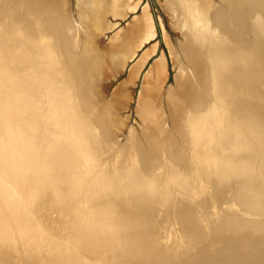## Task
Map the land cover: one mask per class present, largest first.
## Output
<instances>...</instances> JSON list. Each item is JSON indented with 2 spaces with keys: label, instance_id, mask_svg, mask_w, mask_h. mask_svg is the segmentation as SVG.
<instances>
[{
  "label": "bare ground",
  "instance_id": "1",
  "mask_svg": "<svg viewBox=\"0 0 264 264\" xmlns=\"http://www.w3.org/2000/svg\"><path fill=\"white\" fill-rule=\"evenodd\" d=\"M77 4L80 11L77 12V16L75 12L72 13L75 17L74 22L76 19L80 20V17L83 20H88V22H95L97 28L93 33L94 37L97 30L104 32L109 26L104 20L106 12L112 14L113 17L120 16L123 18L126 12L138 7L136 4L134 5L133 0H78ZM165 4L174 18L176 26L187 31L193 57H201L202 62L209 67L207 75L204 73L205 68L201 67L199 70L203 75V89L197 93L184 88L186 84L182 82L183 71L180 69L176 76L179 89L176 93L174 92L175 96H170L172 102L176 104V111H184L188 119L187 126L191 130L192 126L201 125L207 115L214 111L211 103L207 107L202 106L201 102L204 103L207 96L204 95L205 93L209 94L210 92L212 96L224 101L229 92L230 100L239 98V94L244 90L252 93V80L250 78L245 79L237 67L239 63L241 65V60L249 61L253 56L264 61V30H262L263 33L262 31L257 32L258 26L264 29V0H223L222 7L219 5L221 8L214 13H210V11L207 13L209 10L207 0H165ZM67 17L64 0H0V24L5 20L11 25V30L0 31V39H4L7 35L21 36L33 45H21L22 50L16 48L18 56L30 57L35 55L39 59V65L48 69L51 68L49 65H54V70L50 71L52 76H42L44 78L38 79L22 75L19 67L22 64L21 61H18L19 64L16 67L11 60L8 61L0 56V63H4L3 65L0 64V118L4 121L1 122L3 126H0V176L8 174L9 177H12L13 174V196L12 207L10 208L12 219L7 215L1 216L0 219H6L5 222L9 223L10 229L16 227L19 231H27L29 233L27 235L30 236L43 232V235L50 239L44 231L48 225L45 223L46 219L42 210L47 208L44 211L48 214L49 211L59 212L61 208H64L63 205L59 206L58 203L55 205L52 202L53 194L71 197L72 194L68 193L70 192L69 186L73 183V186L77 187V196L71 198H75L73 203L67 204L73 207H68L69 210L77 211L70 219V224L74 229L72 233L70 232L72 237H77L78 240L101 237L112 240L114 238L129 243V246L119 244L116 248V251L123 250L128 253L131 252L129 250L149 249L150 246H140L139 243L143 240L142 237H145L142 234L144 235L146 226L153 227L155 223L154 217L158 207L150 206L159 201V197L167 195V193H159L157 187L168 184L169 188H172L171 183L175 180L172 170L168 172L164 164L165 168L160 169L169 173L167 180H165L166 178L160 179L159 171L161 170L153 173L151 170L161 164L160 152H165L166 158H170L173 152L166 149L158 151L159 157H155L156 164L148 169L149 163H141L140 159L136 158L138 148L134 146L135 141L132 136H129L132 139L129 140L134 144L132 148L136 152L132 156L136 160L132 159V162L131 157L127 160V158L118 156L114 162L118 166L115 167V173L110 174V176L108 173L98 170L99 160L97 157L99 153L103 149L111 148L110 145L112 144L108 143V139L106 140L103 134V129H106L104 123H106L107 118L102 119L100 112H105V107H100L90 92L93 89L90 80L93 78L99 81L107 76H115L123 70L127 60L134 57L136 49L154 35L152 20L145 13L140 17L138 16L139 18L135 22V30L132 29L133 32L131 31L127 35L128 37L125 36L126 33L120 37L115 35L117 37L112 38L110 47L106 51V57L93 62L95 55L93 51L90 54V50H93L91 48L94 47L93 36L89 37L88 43L85 42L88 40H81L77 24L71 22L70 18ZM77 20L76 23H78ZM216 25L221 27V31L218 29L221 32L219 39H216L213 34L217 29ZM237 47L241 49L249 47L250 51L242 54V52L235 51ZM149 56L150 53L148 52L144 61L141 60L139 66L136 65L132 68L130 78L123 81L115 89L113 107L118 108V105H123L129 99V83L137 76L140 65ZM57 58L62 60L64 66L62 70H60L61 63H57ZM252 63V61L248 63L250 64V71L253 69ZM240 68L241 66L238 69ZM162 72V65H157L155 72H153L156 77L151 79V72L145 79L146 83L140 95L141 100L139 99L140 105L147 107L140 111L146 113L145 115L149 113L148 116H150L151 113H154L151 109L152 106L148 107V105L155 103L153 99L157 95L155 92L163 88ZM44 85L53 90V94L47 100H44V91L41 89ZM149 89H155V94L153 92L147 94ZM180 90L188 91L187 99L184 101L181 100L180 95H183L179 93ZM65 97L69 99L67 106L64 102ZM12 101L15 103L14 108ZM72 105H75L77 109H73ZM160 113H156L158 117H161ZM162 118L163 116L159 119ZM160 124L163 125L159 122V126H161ZM13 127L15 133L18 132L19 134L20 148L25 150V158H33V154L29 151L33 147L34 154L37 155L39 161V167L41 171H44L22 175L15 169L12 163L15 159ZM162 127L164 126H161V129ZM64 130L68 131L69 135L63 139ZM157 130L158 133L165 132L166 128H163V131ZM6 132L9 134L7 137L4 136ZM204 135L205 132L202 130L200 138L203 139ZM160 136L162 135L160 134ZM3 143H5L4 147ZM154 143L159 144L160 142L154 141ZM100 145H103L102 149L98 148ZM79 152L84 155L82 159H86L90 164L93 163L90 166L92 177L87 178L83 173L77 174L65 170L59 173V164H54L59 163L54 162L56 160H67L70 164L69 167L67 166L69 170L73 167L82 169L83 164L77 154ZM103 152L105 153V150ZM76 154L78 157L75 156ZM105 154L108 155L109 153ZM174 159L168 160L167 165L176 164L180 167V164H183L180 160L174 161ZM202 159L205 160L203 157ZM76 161L77 163H75ZM78 162L80 166L77 165ZM191 166L192 164H190ZM187 167L183 164L181 168L187 170L189 168ZM58 184H60V188H58ZM31 192H33V197L37 195L39 197H36L35 204L29 202L31 205L29 206L31 214H29L25 209L24 199ZM160 194L161 196H159ZM167 203L165 206L168 207V216L164 220L168 223L171 222V211L169 203ZM37 213L42 214L41 226L37 223L39 220L35 216ZM85 222L87 227L84 229L77 228L78 224L83 225ZM93 226H102L99 227L102 230L93 228ZM34 228L38 229L33 230ZM40 228L43 231L37 233L41 230ZM47 229L51 233L50 229ZM11 233L14 234V230ZM171 247L169 246V248ZM170 250L172 251V249ZM175 253L173 256L176 255ZM130 256L132 257V255ZM135 257L137 258V256Z\"/></svg>",
  "mask_w": 264,
  "mask_h": 264
},
{
  "label": "rangeland",
  "instance_id": "2",
  "mask_svg": "<svg viewBox=\"0 0 264 264\" xmlns=\"http://www.w3.org/2000/svg\"><path fill=\"white\" fill-rule=\"evenodd\" d=\"M207 1L209 8L207 13H209V11L210 13H214L223 5V0ZM64 2L68 16L67 18H70L71 22H74L75 17L72 15V13L75 12L77 16V12L80 11L77 4L78 0H64ZM133 3L134 5L136 4L138 8L126 12V14H128L124 19H119L120 16L113 17L111 16L112 14L110 15L106 12L104 20H106L105 22L109 25V28L107 27L104 32L97 30L95 37L93 34L94 30L97 28L95 22H88V20H83L82 17H80V20L76 19L78 23H76V20L74 23L77 24V28L80 31L79 36L82 38L81 40H88L85 41L88 43L89 37L93 36L92 41L94 47L91 48L93 50H90V54L93 51L95 56L92 61L94 62V60L106 57V51L109 49V45L112 42L114 35L120 30L127 28L136 16H140L144 7L148 6L155 24L156 32H158V36L154 41L145 44V46L148 47L151 45V43L158 42L160 43V49L167 53L169 63V78L163 85V88L160 89L162 91L159 90L160 92H155V89H149L147 93L151 94L152 92H155L157 94L155 98H153L155 103L153 104L152 102L153 105H148V107L152 106L151 109L154 112L150 114L151 117L148 116L149 113L145 115L146 113L144 114V112H140L143 110V108L146 109L147 107L141 106L139 99L141 98L140 95L146 83L145 79L148 77L147 73L151 70L152 63L155 58L150 61L147 68L142 72L137 85L134 87L128 86L129 99H127L123 105H118V108L113 107V98L115 96L114 91L123 81L126 80L128 68L132 62H129V64L126 65L123 70H121L115 76H107L105 78H101L99 81L91 78L90 81L92 82L91 84L93 89L92 91L89 90L100 107H105V112H100L102 119L107 118L105 120L106 123H104L106 129H103V134L106 137V140L108 139V143L112 144L110 145L111 148H108L110 151L108 149H103L105 150V153H109L108 155H106L103 150H101L99 153V156L97 157V160H99L97 167L98 170L106 174L108 173V176L115 173V167H117L118 164L115 165L114 162L118 156L125 159L127 158V160L130 157L131 160H136V158H139L141 163H149L147 166L149 169L156 164L155 157H159L158 151L166 149L167 151L172 150L173 152V154L171 153L173 157L170 155L172 158H166L165 152H160L161 164L151 170V173L157 172L158 170L163 171L160 168H165L163 166L164 164L168 172H170L169 170H172L171 172L173 175H175V180L171 183L173 185L172 188H169L168 184H165V186L159 188L157 187L159 193H167V195L159 197V201L150 206L158 207L154 217L155 223L153 224V227L146 226L144 235L142 234V236L145 237H142L143 240L139 243L140 246H150V248H145L144 250L142 249V251H140V249L137 251L129 250L131 252L128 253L123 250L116 251V248L119 244L121 246H129V243H125L124 241H119L114 238H112V240L104 239V237L96 239L81 238L78 240L77 237H72L71 233L74 229L70 224V219L72 218V215L77 213V211L74 212L69 210L68 207H73L67 204L71 202L73 203L75 201V198H71L73 196H77V187L75 188L73 183H71L69 186L70 192L68 193L72 194L71 197H68L67 195L56 196L53 194L55 199L53 198L52 202L55 205L57 203L59 206L63 205L64 208H61L59 212L49 211L48 214H46L44 211L47 210V208L42 210L46 219L43 220H45L46 225H48L47 228L50 229L51 233L53 232V234H51L47 228L44 230L50 239L43 235V232L35 235L30 232V234H33L30 236L27 235L29 234L27 231H19V229H16V227L15 229H10V226L8 225L9 223L5 222L6 219H0V264H161L162 262L166 263L168 260L175 259L177 254L173 256L174 253L177 250V252H181L185 248L186 233L191 232L193 235L196 233H204L208 227L211 224L213 225L219 216L223 215L224 213H230L238 216L241 219L249 220H259V215L264 216V197L262 200L257 199V204L262 205H260V211H251L236 204L235 199L239 198L240 196L237 193L240 186L237 183L238 171L229 163L231 162V158L237 155V151L236 147L226 146L223 144L224 138L229 139L230 137H238L242 133L244 126L249 122V120H252L250 114H245L247 111L242 110L243 106L246 107L249 104H255L253 100L256 98L254 97L264 100V61L256 56H253L251 59H249V61H244V59L241 60V65L239 63L237 67V70L240 71L241 75L245 79L247 78L248 80L250 78L252 80V93H250L248 90H244L239 94V98L236 100H230L229 92L225 96V101L223 99H219L216 96H212L210 92L209 94L205 93L204 95H207L206 100L204 103L201 102V104L204 107H207L210 103L213 104L214 111L211 112L210 115H207V118L202 121L201 125L194 127L192 126L191 130H189L187 126V116L184 114V111H176V104L172 102L170 97L171 95L175 96L176 91L179 89L177 87L176 76L181 69L183 71L182 82L186 84L184 88L187 90H193L195 93H197L203 89V75L199 70L201 67L205 68L204 73L207 75L209 73V67L204 62H202L201 57H193L191 51L192 49L190 47L191 42L188 39L187 31H184L183 29H180L178 26H176V22L173 20L174 18L171 16L166 7L165 0H133ZM219 5H221V7ZM106 16L108 17L106 18ZM74 23L72 24L74 25ZM114 23L117 25L115 26ZM112 24H114V26ZM215 27L217 29H215L213 34L216 39H219L221 36V27L219 28L217 25ZM257 28L258 33L264 30L259 26ZM8 30H11L10 23L5 20L2 21L0 24V31L7 32ZM21 45L30 46L33 44L21 36H17L15 34L12 36L7 35L4 39H0V56L4 57L8 61L11 60L13 64L16 65V67H18L17 65L19 64L18 61H21L22 64L19 65V67L21 68L20 72L22 75L35 77L38 79L52 76L50 71L52 72L54 70V65H49L51 68L48 69L45 66L43 67L42 65H39V59L35 55L30 57L18 56L16 50H22L20 48ZM235 51L242 52L243 54L250 50L249 47H244L242 49L237 47ZM57 59V63H61V69H59L62 70V67H64L62 65V60L59 58ZM251 61L253 62L252 71H250V64H248ZM0 64L3 65L4 63ZM240 66L241 68L238 69ZM155 77V74L151 75V79ZM260 83L263 86H261ZM41 89L44 91V100L49 99V96L53 94L51 87L44 85ZM182 90H180L179 93L183 96L180 94L179 95L181 100L184 101L187 99L186 94L188 91ZM67 101H69V99L68 97H65L64 102H66V106L69 104ZM14 105L15 103L13 102V108ZM108 107H110V109H108ZM72 108L77 109L75 105H72ZM156 113H160L161 117L163 116V118L159 119L161 117H158V114ZM153 118L156 120L154 122L155 124H153ZM1 122H4L2 118H0V126L2 127L3 124H1ZM159 122L163 123V125L160 124L161 126H164L162 129L161 126H159ZM163 128H166L165 132L163 131ZM157 129L163 131L164 133H158ZM12 130H14L13 152H15V159H13L12 163L15 169L18 170V173L26 175L27 173L35 174V172L39 173L37 171H44H41V168L39 167V161L37 155L34 154L35 150L33 147L29 150L30 153L33 154V158H25V150L20 148L21 142L19 141V134L18 132H16L17 134L15 133L14 127ZM202 130L205 132L203 139L202 137L200 138ZM64 132L65 134L62 135L63 139L67 138L69 135L68 131L66 132L64 130ZM160 134L162 136H160ZM7 135L9 136L7 132L4 133L5 137H7ZM129 136H132L135 141V145L132 143V141H130L132 139H130ZM154 141L160 143L155 144ZM246 142L251 143V145L258 144V142L254 141L253 139H250ZM4 144L5 143H3V147ZM133 145L137 146L138 148V156H136V158L132 156L136 154L132 148ZM242 145H245V143ZM102 146L103 145H100L98 148L102 149ZM77 154L79 155L80 162L83 164L82 169L73 167L71 170H69L67 166L69 167L70 164L67 160H56L54 162L59 163L54 164H59V173L65 170L67 172L69 171L77 174L83 173L87 178H91L92 174H90V166L93 163L91 162L90 164V162L86 161V159H82L84 156L83 153L79 152ZM77 154L75 156H77ZM202 157L205 158V160H203ZM173 159L174 161L180 160L181 163L186 165V167L189 165V168L187 167V170H183L181 168L183 164H180V167L176 164L167 165L168 160ZM75 163H77V161ZM190 164H192L191 167ZM77 165L80 166L79 162ZM161 171H159L161 176L160 179L166 178L165 180H167L169 173ZM255 173H257V171L250 170L247 174L251 179ZM57 186L58 188L61 187L60 184ZM156 193L158 194V191H156ZM161 194L159 196H161ZM12 196L13 174L12 177H9L8 174L0 176V217L7 215L12 219V210L10 209L12 207ZM37 196L33 197V192H31L29 196L24 199L25 209L29 214H31L29 211V206H31L29 202L35 204L34 201ZM167 202L169 203L171 211V222L168 223L164 220L165 217L168 216V207L165 206V203ZM180 212L182 214H180ZM35 216L39 218L37 223L39 226H41L42 214L37 213ZM85 227H87L86 222L83 225H77V228L84 229ZM99 227L93 226V228L101 229ZM36 229L34 228L33 230ZM40 229L41 230L37 231V233L43 231L42 228ZM13 230L15 235L11 233ZM75 235H77V233H75ZM151 244L153 248L151 247ZM169 246H172L173 248H169ZM170 249H172L173 252ZM130 255H132V257ZM133 256H137V258H134Z\"/></svg>",
  "mask_w": 264,
  "mask_h": 264
},
{
  "label": "water",
  "instance_id": "3",
  "mask_svg": "<svg viewBox=\"0 0 264 264\" xmlns=\"http://www.w3.org/2000/svg\"><path fill=\"white\" fill-rule=\"evenodd\" d=\"M254 98L255 104L242 109L252 120L238 137L224 138L223 144L234 146L237 151L229 163L238 171L240 196L235 199L236 204L260 211L262 205L257 204V199L264 197V100ZM250 139L258 144L246 142ZM250 170L257 171L251 179L247 174ZM259 216V220H249L224 213L204 233H186L185 248L175 253V259L161 264H264V216Z\"/></svg>",
  "mask_w": 264,
  "mask_h": 264
},
{
  "label": "crops",
  "instance_id": "4",
  "mask_svg": "<svg viewBox=\"0 0 264 264\" xmlns=\"http://www.w3.org/2000/svg\"><path fill=\"white\" fill-rule=\"evenodd\" d=\"M144 13L147 14L148 16H150V18L152 20L153 30H154L153 33H154V35L150 39H148L147 41H145L144 43H142L136 49L135 54H134V57H132L129 60H127L126 65H128L129 62H132V64L129 65L128 74H127L126 80L130 78L132 68L136 67V65H138L141 60L144 61V57L147 55L148 52L150 53V56L145 60V62L143 64L140 65L139 73L137 74V76L135 78H133V80L130 81L129 87L130 86H133L134 87V86L137 85V82L139 81V79L141 77L140 75L147 68V66L149 65L150 61L153 58H155V60L153 61L151 70L147 73L148 74L147 76H149V74L151 72H152V74H153V72H155V69H156V66L157 65H162V69H163V72L161 73V82H162V84L164 85L167 82L168 78H169V69H168L169 68V63H168L167 53L164 50H161L160 49V43L153 42V43H151L150 46H148V47L145 46V44H147V43H149L151 41H154L156 39L155 37L158 36V32H156L155 24H154V21H153V18H152V15H151L150 11H149V7L148 6H145L144 7V9H143L142 13L140 14V16L144 15ZM127 14L123 18L122 17H119V19H121V18L124 19L127 16ZM139 17L136 16L133 19L132 23H130L127 28H125L123 30H120L115 35H117L118 37L125 35V33H126L125 36L129 35L131 33L132 29H133V31L135 30V24H136L135 22H136V20ZM112 25L114 26V24H112ZM116 25L117 24H115V26ZM115 35H114L113 38H116L117 37ZM153 65H154V67H153Z\"/></svg>",
  "mask_w": 264,
  "mask_h": 264
}]
</instances>
